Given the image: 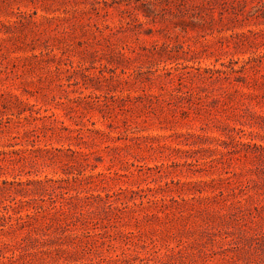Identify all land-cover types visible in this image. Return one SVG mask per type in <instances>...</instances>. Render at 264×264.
Wrapping results in <instances>:
<instances>
[{
	"label": "rangeland",
	"instance_id": "rangeland-1",
	"mask_svg": "<svg viewBox=\"0 0 264 264\" xmlns=\"http://www.w3.org/2000/svg\"><path fill=\"white\" fill-rule=\"evenodd\" d=\"M0 264H264V0H0Z\"/></svg>",
	"mask_w": 264,
	"mask_h": 264
}]
</instances>
